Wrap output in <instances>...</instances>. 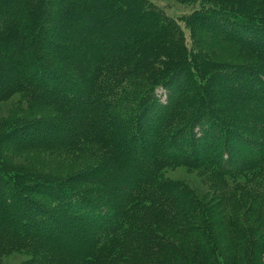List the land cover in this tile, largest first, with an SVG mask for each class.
Instances as JSON below:
<instances>
[{"label":"trees","instance_id":"1","mask_svg":"<svg viewBox=\"0 0 264 264\" xmlns=\"http://www.w3.org/2000/svg\"><path fill=\"white\" fill-rule=\"evenodd\" d=\"M184 1L191 46L150 0H0V264H264V0Z\"/></svg>","mask_w":264,"mask_h":264},{"label":"rangeland","instance_id":"2","mask_svg":"<svg viewBox=\"0 0 264 264\" xmlns=\"http://www.w3.org/2000/svg\"><path fill=\"white\" fill-rule=\"evenodd\" d=\"M150 2H152L162 13L167 14L170 17H173L174 21L180 25V28H179L180 31H182L186 35L189 46H191L190 29L187 24L188 22L184 19L183 16L192 12L194 9H196L195 7L197 5L199 6L198 2H187L184 0H150ZM238 50L241 51V49H238L237 47H230V48L227 47L224 49V51L227 53V56H230L231 58H234V59H238V61L245 60L246 63H250L253 60L251 59L250 56L243 54V52L240 53ZM202 81H205L204 78H202ZM221 81L227 82V84L219 85V87L217 86L216 88H212V85H209L207 80L205 81L206 86L208 85V89L210 90V92L212 93L215 99L217 97V101L218 103L221 104V106H222V102H224V101H221V98L218 96L219 93L223 91L221 89L222 88L221 86H228L229 88H233L234 93L236 94V95H233L232 93V97L230 98L232 109L236 108L235 106L236 101H238V99L241 100L243 95L248 97V99L250 100V103L253 101L252 93L246 90V87L242 84L240 80L234 81L232 79H229V80H221ZM184 82L185 83L187 82L188 85H190L191 83L189 78H187V80ZM18 97L19 95H17L16 98ZM9 104L10 102L3 103L2 105H0V119L3 116L7 115ZM259 104L260 103H258V107L260 108L259 110L263 111L264 103H261L262 107H260ZM85 105H87V101L85 102ZM249 111H255L254 106L249 105V107L245 109L244 114L247 115ZM244 114L241 113V117L243 119L252 120V119H249L248 117H244L243 116ZM126 115H127V112L124 114V116H121V118L127 119L125 117ZM107 116H108L107 121L105 123L107 124L109 131L111 129H116V126H117L116 120L117 122L120 120L117 119L116 117H112L111 115H107ZM246 122L249 123V121H246ZM254 130H257V129H254ZM258 130H260V128H258ZM257 136H258V133H257ZM121 144H122V147H124L125 142H122ZM174 151L178 154V156L180 157L184 156L181 154V151H184V149H180V146L174 149ZM123 152L125 153L124 155L126 157L129 156V159L128 158L125 159L127 162L125 165H128L127 167L130 169V171H132L134 169L133 168L135 165L134 163L137 161L139 162V160L141 159V156H140L141 154L137 150L134 151V149H129V147H127V150ZM130 157H132L133 159H136V161L133 162L132 160H130ZM183 159L185 160V162H188L186 160V156H184ZM141 160L142 161L139 162V164L141 163L140 165L142 167H147V166L149 167V164H151L150 158L145 157V158H142ZM57 162L58 160H52V162H49V164H46V165L50 170H55L57 169V166H58ZM185 162L178 163V164L173 163V164L165 165L162 169V172L165 174V176H169L170 178L180 181L181 183L182 182L188 183L192 188H194V190H197V192L203 193L207 189L205 183H203V178H206L205 175L209 176V174L212 173V171L209 170V166L201 165L200 167H198L199 164H193L189 161L190 164L194 166V167H190V166L185 165ZM127 167L121 170L119 173L120 174L122 172L125 173L126 169H128ZM126 181L127 183L130 182L131 178L127 176ZM115 182L111 183L109 181L108 182L109 187L115 186ZM74 230H75L74 226L69 224V225H66V227L63 229V232H65L66 234H73L72 231ZM54 233L56 234V232ZM75 242H78V241H76L75 239ZM30 259H31V256L27 253L13 252L9 255H5L2 261L6 264H22V263L24 264Z\"/></svg>","mask_w":264,"mask_h":264}]
</instances>
